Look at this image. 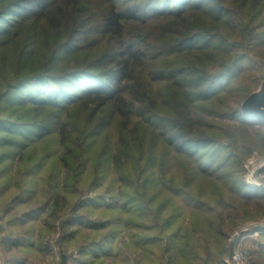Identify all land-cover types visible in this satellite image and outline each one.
<instances>
[{"label": "trees", "instance_id": "16d2710c", "mask_svg": "<svg viewBox=\"0 0 264 264\" xmlns=\"http://www.w3.org/2000/svg\"><path fill=\"white\" fill-rule=\"evenodd\" d=\"M263 45L264 0H0V177L46 196L39 241L59 232L88 264H226L264 216L231 142L264 125L241 79ZM95 202L117 213H77Z\"/></svg>", "mask_w": 264, "mask_h": 264}, {"label": "rangeland", "instance_id": "374dc122", "mask_svg": "<svg viewBox=\"0 0 264 264\" xmlns=\"http://www.w3.org/2000/svg\"><path fill=\"white\" fill-rule=\"evenodd\" d=\"M250 56L254 58L257 66V71L253 73L251 69H246L244 71V77L241 78L244 81L251 82V93L254 91L259 90L262 87V84L264 82V45L258 48L256 51H253L250 53ZM250 93V94H251ZM244 101H242L243 104ZM255 126V125H254ZM252 127V126H251ZM3 151L10 152V150L0 149V153ZM10 162H5L0 164V172L6 169V167L9 166ZM262 172L264 170L261 169ZM260 175V173H258ZM7 178L2 176L0 177V228L4 231H10L13 232L16 236L22 239L24 243H28L29 245L31 243H36L38 245H41L44 249L45 247H48L49 253H47L45 250L44 255V263L43 264H56V260H54L53 257L56 255L59 256L62 253L60 250V246L57 245L58 239H59V232L58 233H50V234H43L44 241H39V232L41 229V222L43 221V218L38 219L36 221H33L30 217H27L30 221L29 224L23 226L22 222L18 221L19 216H23L26 213H41L39 209H42L41 207L43 204L47 201L46 196H43L39 190L37 192H33V189L35 190L38 185H35V183L30 184H22V187L20 185H13V186H7ZM250 187L256 188L260 186L253 185L252 183H249ZM261 186H264V182H261ZM26 187V190L28 191L27 194H23L22 190ZM39 189V188H37ZM32 190V191H31ZM30 191V192H29ZM34 193V194H32ZM99 191L89 192L86 197L89 199H93L95 196H97ZM97 197L94 198L95 201H97ZM99 203L95 202L94 204H89V206L85 208H81L78 210L77 213H82L83 215L87 216V220L92 219V221L99 220L101 218V213H117L116 211H106L103 212V208H100ZM105 211V210H104ZM64 213H73L71 209ZM25 216V215H24ZM45 216V214H44ZM19 217V218H21ZM2 226H4L2 228ZM35 229V230H34ZM88 232V231H87ZM240 232V237L237 238V233ZM264 232V216L259 217L256 220L252 219L247 221L245 224L240 225V227L234 228L230 234L229 240H228V250L226 254L222 257V261H225L226 264H234L233 262V254L235 252V248L238 244L242 247V249L245 251L247 257H248V263L247 264H264L262 259L257 257L256 254H254V251H256L259 248L260 245V235ZM243 233H246L245 238L242 235ZM33 234V236H32ZM27 235L29 236V240L27 239ZM32 238V239H31ZM39 241V242H38ZM81 242V240H80ZM49 243V245H47ZM61 245V244H60ZM65 247H68L69 253H77L78 256H76V259L80 261L81 258L86 259L84 254L80 253L79 249V242H73L68 245H65ZM77 250V251H75ZM160 250H154L153 253H148V257L145 256V258H140V252L138 251L136 255L132 256V262L141 261L142 264H165L167 261V256L162 254V252H159ZM27 253L33 254V249L26 250ZM24 252V256H27L28 254ZM1 253V252H0ZM43 254V253H42ZM29 256V255H28ZM75 257V256H72ZM110 257V256H109ZM40 258L37 257V262L40 264ZM111 259V258H108ZM230 260V262H228ZM58 261V260H57ZM87 262V261H86ZM106 262V261H105ZM177 262V261H174ZM203 262V260L201 261ZM1 264H2V254H1ZM79 264V263H77ZM207 264V263H204ZM208 264H216V261L208 262ZM217 264H223L221 261H218Z\"/></svg>", "mask_w": 264, "mask_h": 264}, {"label": "clouds", "instance_id": "9594fccd", "mask_svg": "<svg viewBox=\"0 0 264 264\" xmlns=\"http://www.w3.org/2000/svg\"><path fill=\"white\" fill-rule=\"evenodd\" d=\"M236 154L244 165L243 175L247 182H264V125L232 127V139ZM260 173V175H258Z\"/></svg>", "mask_w": 264, "mask_h": 264}, {"label": "crops", "instance_id": "0c3cea01", "mask_svg": "<svg viewBox=\"0 0 264 264\" xmlns=\"http://www.w3.org/2000/svg\"><path fill=\"white\" fill-rule=\"evenodd\" d=\"M25 215V216H24ZM21 218H17L18 221L22 222L23 226L29 224V219H33L35 215H32L31 213L24 214ZM27 217H30L29 219ZM4 226H2L3 228ZM0 228V251L2 254V264H38L37 257L40 259V264L44 263V255L47 252L45 248L43 249L41 245H38L36 243H31L30 245L28 243H24L23 240L16 236L13 232L4 231ZM27 239L29 240V236L27 235ZM32 239V238H31ZM33 249V254L30 252L27 253L26 250ZM46 252H45V251ZM24 252H26L28 255L24 256ZM43 253V254H42ZM49 253V252H47ZM62 254L60 255V258L58 255H56L54 260H56V264H61L62 261ZM68 256V255H67ZM75 256V257H72ZM76 256H78V253H73L68 256V264H88L86 262V259L81 258L80 261L76 259ZM58 260V261H57ZM113 262V259H107L106 263L110 264Z\"/></svg>", "mask_w": 264, "mask_h": 264}, {"label": "water", "instance_id": "95a60500", "mask_svg": "<svg viewBox=\"0 0 264 264\" xmlns=\"http://www.w3.org/2000/svg\"><path fill=\"white\" fill-rule=\"evenodd\" d=\"M242 108L247 115L264 121V82L259 90L244 100ZM61 264H68V256L65 253L62 254Z\"/></svg>", "mask_w": 264, "mask_h": 264}, {"label": "built area", "instance_id": "2783aa9c", "mask_svg": "<svg viewBox=\"0 0 264 264\" xmlns=\"http://www.w3.org/2000/svg\"><path fill=\"white\" fill-rule=\"evenodd\" d=\"M253 185L256 186H261V182H257V183H252ZM246 233H243L242 235L245 238ZM237 238L240 237L239 235H241L240 232L237 233ZM1 252V251H0ZM248 257L245 253V251L242 249V247L240 246V244H238L235 248V252L233 254V262L234 264H247L248 263ZM228 262H230V260H228ZM231 263V262H230ZM0 264H1V253H0ZM232 264V263H231Z\"/></svg>", "mask_w": 264, "mask_h": 264}]
</instances>
